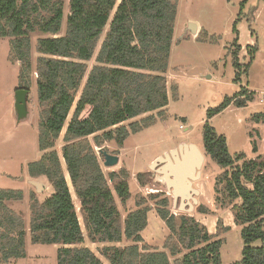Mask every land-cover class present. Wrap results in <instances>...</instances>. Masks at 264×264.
Instances as JSON below:
<instances>
[{
	"label": "trees",
	"instance_id": "16d2710c",
	"mask_svg": "<svg viewBox=\"0 0 264 264\" xmlns=\"http://www.w3.org/2000/svg\"><path fill=\"white\" fill-rule=\"evenodd\" d=\"M247 2L242 0V6ZM65 3L0 0V37L10 38L11 58L20 62V87L29 92L33 88L32 34H45L37 39L39 56L35 61L42 153L28 163L27 171L30 177H45L53 188L44 200L30 193L28 230L25 217L7 204L23 199L22 189L0 188V264L27 255L28 233L32 244L59 245L57 264H106L85 245L86 237L92 243L104 244L99 250L109 264H171L170 257L179 255V264H223V239L194 215L170 211V197L165 193L151 197L157 198L155 209L171 233L164 250L146 244L142 233L151 205L139 198L137 208L123 220L116 195L124 203L131 198V175L125 168L106 175L95 149L111 140L122 147L130 133L148 128L158 118L166 119L170 101L166 73L178 0H69L66 31L60 34ZM99 42L89 70L88 62ZM236 46L233 60L240 79L243 65L238 60L240 45ZM244 66L249 69L250 63ZM254 99L255 92L242 86L238 93L208 109L209 120L203 127L205 154L224 169L217 177L215 191L219 193L222 185L225 202L241 201L233 204V209L235 222L242 228V258L229 264H264V154L250 158L242 151L233 156L227 138L216 132L210 119L232 104L241 108ZM260 116L264 114L255 115L257 123ZM129 120V125H124ZM64 129L60 156L56 142ZM258 150L252 142V151ZM136 175L144 187L153 173L149 170ZM216 201H220L219 195ZM197 210L203 214L209 211L203 205ZM123 240L132 243L117 244ZM256 241L262 244L253 245Z\"/></svg>",
	"mask_w": 264,
	"mask_h": 264
},
{
	"label": "rangeland",
	"instance_id": "374dc122",
	"mask_svg": "<svg viewBox=\"0 0 264 264\" xmlns=\"http://www.w3.org/2000/svg\"><path fill=\"white\" fill-rule=\"evenodd\" d=\"M68 2L69 0H66L60 34L66 31V17L70 10ZM241 2L242 0H178L174 44L166 73L170 99L166 119L158 118L148 128L130 133L122 147L114 140L105 142L102 147H95L106 175L112 171L118 172L122 168L131 175L129 178L131 198L124 203L116 195L123 220L129 211L137 208L136 201L139 198L144 197L145 202L151 205L152 208L148 211V224L142 233L144 242L151 248L163 249L171 233L155 209L157 198H152L151 195L161 194L162 197L165 193L170 197V211L176 214L182 211L177 209L172 194L167 192L166 186L155 178L154 171L149 165L160 157L162 154L160 156L158 154L164 150L176 148L186 141L196 143L203 148V127L209 120L208 109L220 105L226 96L238 93L242 86L250 90L249 86L255 91V99L241 108L234 104L230 105L210 119V123L219 135L227 138L229 152L233 156L242 151L248 155L253 154L252 142L257 144L260 151H264V116H260L259 123L256 122L255 117L264 114V102L261 101L264 92V0H248L244 6ZM189 22L197 24L196 33L190 31ZM43 36L45 34L41 32L32 34L34 67L31 76L33 88L28 96L30 113L20 122L14 114V96L16 89L21 86L20 62H14L11 58L10 38L0 37V188L22 189L24 198L9 200L7 204L13 211L25 217L27 230L31 217L30 193L34 192L40 200H44L53 192L52 186L45 177L33 178L27 171L28 163L36 161L42 153L39 150L38 140L40 106L37 102L35 61L39 56L36 50L37 39ZM236 43L240 45L238 60L243 65L240 68L242 72L240 79L236 78L238 69L234 66L233 60V53L237 49ZM98 45L93 58L88 62L89 70L95 63L100 42ZM248 63H250L249 69L244 66ZM130 121L132 120L125 122L124 125L128 126ZM64 132L65 129L56 142L60 156L64 144ZM99 148H105L110 154L119 155L120 162L112 168L105 167V158L99 153ZM63 166L82 228L86 232L83 213L79 210V200L74 193L65 164ZM149 170L153 173L150 183L144 187L140 186L136 174ZM223 171L224 169L207 154L201 170L202 177L194 182L195 188L202 192L198 196V203L195 204L193 211L183 213L194 215L211 233L216 234L217 238L223 239L222 263L229 264L241 260L244 243L242 228L235 222V209H233V204H239L241 201L225 202L227 198L221 191L223 186H218L219 193L214 189L217 177L224 173ZM30 180L43 182L45 186L37 191ZM217 195L220 197L219 202L216 201ZM200 205L209 211L206 214L200 213L197 210ZM131 243L130 240H123L117 244ZM261 244V241H256L253 245ZM85 245L109 264L99 250L103 243H92L86 237ZM58 246L32 244L28 233L27 255L19 259H11L7 264H57ZM180 257L181 255L171 256V264H179Z\"/></svg>",
	"mask_w": 264,
	"mask_h": 264
},
{
	"label": "water",
	"instance_id": "95a60500",
	"mask_svg": "<svg viewBox=\"0 0 264 264\" xmlns=\"http://www.w3.org/2000/svg\"><path fill=\"white\" fill-rule=\"evenodd\" d=\"M192 33H196L198 26L189 22ZM29 90L24 87L16 89L14 96V114L18 122L25 120L30 113L28 103ZM99 153L105 158L104 166L112 168L120 162V156L110 154L105 148H99ZM206 154L195 143H180L176 148L170 149L163 156L154 160L149 168L154 171L155 178L162 182L167 192L172 194L174 204L182 212L193 211L201 194L194 186V182L202 177V167L205 163ZM30 183L41 190L45 186L43 182L30 180Z\"/></svg>",
	"mask_w": 264,
	"mask_h": 264
},
{
	"label": "crops",
	"instance_id": "0c3cea01",
	"mask_svg": "<svg viewBox=\"0 0 264 264\" xmlns=\"http://www.w3.org/2000/svg\"><path fill=\"white\" fill-rule=\"evenodd\" d=\"M248 88H249L250 90H252L249 86H248ZM252 91H253V90H252ZM254 92H255V91H254ZM261 101H262V100H261ZM262 102H263V101H262ZM231 106H233V104H232ZM195 144H196V143H195ZM196 145L198 146V144H196ZM198 147H199V146H198ZM199 148H200L201 150H203L204 147H203V148L199 147ZM169 149H171V148H168V149L164 150L162 153L158 154V156H160L161 154L163 155V153L168 152ZM172 149H173V148H172ZM258 149H259L258 152L255 153V152L252 151L253 154L248 155V157H250V158H255V157H257L258 155L264 154V151H262V150L260 151V148H258ZM162 155H161V156H162ZM156 157H157V156H156ZM201 193H202V192H201ZM173 201H174V200H173Z\"/></svg>",
	"mask_w": 264,
	"mask_h": 264
},
{
	"label": "built area",
	"instance_id": "2783aa9c",
	"mask_svg": "<svg viewBox=\"0 0 264 264\" xmlns=\"http://www.w3.org/2000/svg\"><path fill=\"white\" fill-rule=\"evenodd\" d=\"M262 101L264 102V92L262 93ZM181 127H183V126H181Z\"/></svg>",
	"mask_w": 264,
	"mask_h": 264
}]
</instances>
